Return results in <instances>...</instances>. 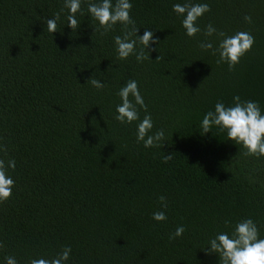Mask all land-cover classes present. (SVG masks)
I'll use <instances>...</instances> for the list:
<instances>
[{
	"label": "trees",
	"instance_id": "trees-1",
	"mask_svg": "<svg viewBox=\"0 0 264 264\" xmlns=\"http://www.w3.org/2000/svg\"><path fill=\"white\" fill-rule=\"evenodd\" d=\"M130 2L138 34L151 30L160 42L143 62L117 58L114 37L123 25L95 31L89 0H81L76 31L65 0H0V144L8 149L0 159L16 161L7 171L12 196L0 202V264L7 256L18 264L51 259L65 246L72 251L64 264H219L204 248L246 218L264 238V156L244 155L226 130L200 128L218 101L233 106L236 95L259 102L264 114V0H191L211 8L193 37L173 11L186 0ZM57 12L52 34L46 19ZM209 23L227 36L255 37L235 70L200 48L201 41L218 48L222 39L204 35ZM93 75L105 87L87 83ZM129 80L148 106L146 113L137 105L140 120L151 114L149 135L164 129L163 147L137 143L140 120L115 119ZM156 211L167 219L154 220ZM181 225L184 234L170 240Z\"/></svg>",
	"mask_w": 264,
	"mask_h": 264
},
{
	"label": "clouds",
	"instance_id": "clouds-1",
	"mask_svg": "<svg viewBox=\"0 0 264 264\" xmlns=\"http://www.w3.org/2000/svg\"><path fill=\"white\" fill-rule=\"evenodd\" d=\"M133 5L130 0H116L113 5L112 0H101V2H92L89 0L87 11L92 19L98 21L99 27H94L95 31H101V35L107 34L119 22L123 25V36L114 37L117 58L127 59L130 55H135L138 62L151 59L150 44L159 45V39L154 37V32L146 30L144 34L139 35V28L135 27V21L131 18L130 12ZM63 8L69 10L67 15V25L73 31L79 27V21L76 13L81 12V0H65ZM63 8L61 11H63ZM173 11L183 16L182 26L186 30L189 37L196 36L201 31L197 25V20L206 12H210L211 8L208 3H192L186 0L184 4L176 3L173 5ZM61 14L57 12L53 18L46 19V30L49 33H55L58 30L57 22L60 20ZM245 21L252 22L250 15L244 16ZM214 34L222 37L218 48H213L211 42H200V48L207 51L212 50V54L219 53L216 63H227L230 71L235 70L236 65L240 63L241 58L249 52L255 42V37L249 33L240 31L232 36H227L223 31H219L209 23L204 29V35L211 37ZM135 37V38H133ZM142 45L138 51L137 44ZM155 50V49H151ZM161 56L157 57V60ZM87 83L97 89H102L105 85L94 75L88 79ZM118 95L122 103L116 107L118 115L115 119L122 124H131L140 120L137 105L147 113V104L138 87V82L129 80L123 86ZM130 96L133 99H130ZM234 105L225 106L222 101L215 104V110L207 112L200 124L201 133L206 134L212 131V128L218 127L221 131H227V139L233 140L236 144L242 145L245 149L244 155L256 156L257 158L264 156V114H262L259 102L252 100H242L239 95L233 97ZM154 124L151 114L148 113L137 125L136 139L137 143L143 142L145 148L164 146L167 141L164 129L157 130L154 134L149 135ZM0 151L7 154V146L0 144ZM164 162L167 163L173 159V154L165 155ZM16 161L9 159L7 164L5 160L0 159V202L7 201L12 196V190L15 186L14 179L7 174L8 168L15 169ZM160 204L163 208H167L166 197H159ZM152 218L158 222L167 219L164 211H156L152 214ZM230 221L226 220L225 225ZM186 231L183 225L178 226L174 233L169 235L170 240L180 237ZM210 247L204 248L209 254L217 253L219 255V264H264V238L259 237V229L257 224L251 218L239 221L231 236L226 233H218L209 241ZM4 245L0 242V248ZM71 247L65 246L60 253L51 259H31L30 264H64L70 258ZM6 264H18L13 256L5 257Z\"/></svg>",
	"mask_w": 264,
	"mask_h": 264
}]
</instances>
